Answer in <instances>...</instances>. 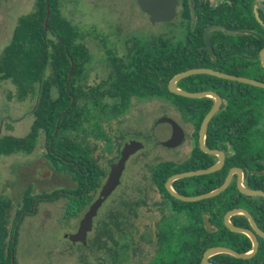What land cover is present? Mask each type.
<instances>
[{
	"label": "trees",
	"instance_id": "obj_1",
	"mask_svg": "<svg viewBox=\"0 0 264 264\" xmlns=\"http://www.w3.org/2000/svg\"><path fill=\"white\" fill-rule=\"evenodd\" d=\"M49 4V27L45 26L47 1L36 0L34 11L19 18L12 40L0 56V82L14 85L19 102L35 97L29 133L24 137L1 136L0 156L33 153L43 134L45 158L55 171L68 175L79 190L76 192L79 196L69 198L64 218L78 217L91 205L106 175L94 156L99 149L98 141L105 142L106 151L113 144L104 124L127 114L134 99L166 101L193 126L195 148L184 162L162 161L150 167L153 183L165 200L164 205L162 202L157 206L168 213L160 222L162 226L157 227L158 249L148 264H201L206 250L216 246L239 253L251 251V240L226 228L224 217L235 208H243L264 231V198L243 195L237 188L236 176L224 193L199 202L177 200L165 188L169 177L175 174L206 169L217 163V157L202 152L198 143L201 124L214 100L172 94L168 89L170 81L190 69L211 68L264 82L259 57L264 48V26L256 20L251 8L248 12L233 11L234 27H226L238 32L236 35L219 31L211 35L213 53L204 42L209 22L198 18L192 26L185 25L180 39L133 38L126 42L123 53L118 54L107 49L105 39L95 29L84 33L69 21L63 14L61 0H49ZM259 13L264 22V3H260ZM89 37L99 41L106 51L109 68L107 75L95 85L87 83L86 73L93 60L84 43ZM177 86L189 92L214 91L223 99L222 108L209 124L206 146L225 152L226 162L218 172L175 181L174 190L184 196L211 192L224 183L231 168L237 167L244 171L246 187L264 191V89L207 74L186 77ZM64 192L34 196L32 189L27 188L21 209L12 222V202L0 196V264H12L24 218L36 214L41 202L61 200ZM128 214L135 215L136 210L131 207ZM171 214L178 216L183 225L177 228L170 224ZM127 218L120 212H111L104 224V235L110 236L114 230L120 236V256L114 255L115 264H122L123 246L128 235L132 237L126 226ZM232 222L238 227H250L242 215L234 216ZM259 241V251L252 259L221 254L210 262L264 264V239Z\"/></svg>",
	"mask_w": 264,
	"mask_h": 264
},
{
	"label": "rangeland",
	"instance_id": "obj_2",
	"mask_svg": "<svg viewBox=\"0 0 264 264\" xmlns=\"http://www.w3.org/2000/svg\"><path fill=\"white\" fill-rule=\"evenodd\" d=\"M35 2L0 0V56L10 44L19 18L33 12ZM61 4L63 14L69 21L84 33L95 29L105 39L107 49L118 54L123 53L129 39L147 40L160 36L177 39L179 34L171 22H151L137 0H61ZM84 43L93 57L86 73L87 83L95 85L109 70L106 51L99 41L91 37L86 38ZM15 95L16 90L11 82H0V137H24L31 129L35 97L19 102ZM166 117L176 121L185 131L186 138L177 147L164 145L173 141L174 137L168 124L159 123ZM104 128L115 142L116 138L125 136V143L138 141L144 144V148L127 161L120 185L99 210L96 222L108 221L111 212L127 216L130 208H134L136 217L133 215L131 219H134L136 228L133 229L128 264H148L158 249L157 223L168 213L157 206L162 199L151 183L150 167L162 161L184 162L195 148L193 126L183 120L180 112L166 101L134 99L127 115L104 124ZM97 143L99 149L96 155L100 157L102 167H106L101 158L107 155L105 142ZM45 153V140L41 134L33 153L0 156V196L12 202L10 222L21 209L27 188L32 189L34 196H41L75 186L68 175L52 168ZM137 202L139 206L134 204ZM64 209L63 199L41 202L36 214L24 218L18 230L15 264H84L79 259L81 246L68 239L77 230L83 214L76 219L66 220ZM169 217L173 226L179 228L183 225L178 216L171 214ZM87 264L94 263L89 258Z\"/></svg>",
	"mask_w": 264,
	"mask_h": 264
},
{
	"label": "water",
	"instance_id": "obj_3",
	"mask_svg": "<svg viewBox=\"0 0 264 264\" xmlns=\"http://www.w3.org/2000/svg\"><path fill=\"white\" fill-rule=\"evenodd\" d=\"M47 1V18L45 20V26L46 28L49 27V18H50V4L49 0ZM259 3H264V0H256ZM141 10L148 15L151 22H171L175 17V8H176V0H137ZM255 16L260 24L264 26V22L262 18L260 17V13L257 11V8L254 10ZM219 30L221 32L227 33V34H233L232 32L226 30L223 27L219 26H210L208 27L204 32V42L207 46V49L210 53L214 52V49L211 44V34L213 31ZM260 61L262 64V67L264 68V48L260 51L259 54ZM73 65V63H72ZM199 74H207L216 76L221 79L229 80V81H235L242 84L251 85L257 88L264 89V82L258 81L256 79H251L248 77H242V76H236V75H230L221 71H217L211 68H194L187 71H184L182 73L177 74L169 83L168 89L172 94H175L177 96L190 98V99H202V98H211L214 100L213 106L211 110L207 113L205 116L200 130H199V148L202 152L217 157V163L213 166L206 168V169H199L194 171H188L183 173L175 174L167 180L165 183V188L167 192L177 200L183 201V202H199L202 200L214 198L216 196L221 195L224 193L230 184L233 181V178L237 177V188L238 190L246 196L249 197H263L264 198V191L262 190H254L246 187L244 185V171L241 168H231L224 183L216 188L215 190L198 195V196H184L178 193L173 188V183L175 181L190 178V177H196V176H202V175H209L215 172L220 171L224 166L226 162V154L225 152L217 149H210L206 146V136L209 124L214 117V115L222 108L223 106V99L221 96L214 92V91H199V92H189L180 89L177 86V83L189 76L192 75H199ZM72 76V73H70V77ZM159 123H166L170 126V128L173 130V141L170 143H164L167 147H177L181 145L185 138L186 134L183 128L173 119L171 118H162ZM144 148V144L138 141H131L127 142L122 151H121V157L118 162L111 165V170L108 176V179L106 183L104 184L100 195L98 199L91 204L88 211L85 213L81 224L79 231L77 235L73 238L81 239L82 241L85 240V237L87 236L88 232L92 230L93 226V220L97 216L99 209L101 208L102 204L106 201V199L116 190V188L121 183V177L123 175V172L126 167V163L129 160V158L134 155L135 153L139 152ZM237 215H242L247 218L249 221L250 227L249 228H242L236 226L232 222V218ZM224 224L226 228H228L230 231L234 233H240L246 235L252 242V249L251 251L247 253H239L233 249L223 247V246H216L211 247L206 250L204 253L203 259L201 264H213L210 262V259L216 255H230L237 259H243L248 260L252 259L259 251L260 241L259 238L264 239V231H262L251 213L243 208H235L231 211H229L225 217H224ZM17 233V230L15 231V234ZM15 262V257L12 256V264Z\"/></svg>",
	"mask_w": 264,
	"mask_h": 264
},
{
	"label": "flooded vegetation",
	"instance_id": "obj_4",
	"mask_svg": "<svg viewBox=\"0 0 264 264\" xmlns=\"http://www.w3.org/2000/svg\"><path fill=\"white\" fill-rule=\"evenodd\" d=\"M176 8H175V17L171 21L172 26L179 32L177 35V39H180L184 35V27L185 25H191L198 19V18H204L208 20V25L206 29L210 26H219L223 27L226 30L232 32L233 34L231 35H236L238 32L229 30L228 27H234V24L231 22V20L236 17V10H242L245 12H248L249 7L251 8V12L253 13L254 17L255 16V8H257V11L259 12L260 8V3L256 0H176ZM233 11L235 14H233ZM229 20V21H228ZM257 20V18H256ZM258 21V20H257ZM170 23V22H169ZM205 29V30H206ZM219 30L213 31L217 32ZM205 32V31H204ZM221 32V31H219ZM224 33V32H222ZM211 34V35H212ZM227 34V33H226ZM252 34H256L255 31L252 30ZM230 35V34H227ZM213 47V46H212ZM207 48V46H206ZM214 49V48H213ZM127 115V114H125ZM124 115V116H125ZM123 116V117H124ZM113 144L111 147V150L107 151L106 156H102L101 158L104 159V162L106 164V167H102V170H105V177H102L101 180V185L99 189L97 190L96 197L92 201L91 204H93L99 197L100 192L106 183L110 170H111V165L118 162L120 157H121V151L124 147L125 143V136L118 137L116 138V142L112 138ZM121 144V147L119 145ZM97 160L100 163V157L97 156L96 154L94 155ZM115 159V161H111ZM103 174V171H102ZM70 180L73 182V180L70 178ZM76 186V183L73 182ZM151 183L154 185L152 177H151ZM70 187L69 189L65 190L64 192V197L62 198L65 200V209L63 215H65V211L67 208V203L69 198L77 197L79 196L76 192L79 191L76 189V187ZM155 186V185H154ZM156 187V186H155ZM118 188V187H117ZM116 188V189H117ZM157 189V188H156ZM74 191V192H73ZM159 196L161 197L164 203V197L160 193V191L157 189ZM115 192V191H114ZM113 192V193H114ZM113 193L106 199V201L102 204L101 208L107 203L109 198L113 195ZM143 205H147L145 201H141ZM91 205H89L90 207ZM89 207L82 213L81 215L84 217L85 213L88 211ZM100 208V209H101ZM161 208V207H160ZM99 209V210H100ZM99 214V211H98ZM98 214L93 220V226L92 230L88 232L87 236L85 237V240H81L78 238H73L77 235L80 224L77 227V230L72 234L69 235L68 239L75 245H80L81 246V251H80V256L79 259L82 263L87 264V260L90 258L92 260V263L94 264H115L113 259L114 255L116 257H119V242L120 241V236L117 235V232L113 230V233L109 235H104V224L108 221L106 220H99L96 222V219H98ZM79 217V216H78ZM82 217V219H83ZM127 220H126V226L128 227L129 231L132 233L133 236V229L136 228V225L134 224V219H131L133 215L131 216L130 214L127 215ZM136 217V214L134 215ZM77 217L71 218V219H76ZM66 219V218H65ZM71 219H66V220H71ZM81 219V221H82ZM161 222V221H160ZM160 222L157 223V227L159 226ZM92 235V236H91ZM132 237L131 235H128L126 238V243L124 248V253L122 255L123 262L122 264H128L130 262V249L131 247V242ZM15 257V254L13 255ZM110 256H113V258H109ZM15 264V262H14Z\"/></svg>",
	"mask_w": 264,
	"mask_h": 264
}]
</instances>
